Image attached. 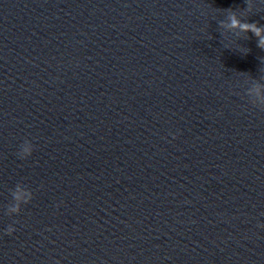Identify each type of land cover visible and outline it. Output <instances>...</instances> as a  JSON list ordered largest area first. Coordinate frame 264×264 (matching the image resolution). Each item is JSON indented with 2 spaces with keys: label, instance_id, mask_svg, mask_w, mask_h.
<instances>
[{
  "label": "clouds",
  "instance_id": "obj_1",
  "mask_svg": "<svg viewBox=\"0 0 264 264\" xmlns=\"http://www.w3.org/2000/svg\"><path fill=\"white\" fill-rule=\"evenodd\" d=\"M230 19H231L232 26L235 27V26L238 25L241 28V30H245V31L251 30L255 35L260 36L261 29L256 27V23L255 22H253V23H247V22L240 23V22H238L235 19L234 13H233L232 17H230ZM257 47H260L261 49H264V39H262L260 41V43L257 45Z\"/></svg>",
  "mask_w": 264,
  "mask_h": 264
}]
</instances>
